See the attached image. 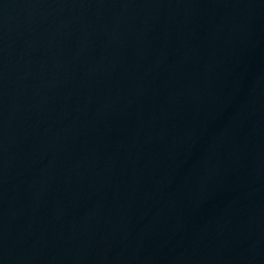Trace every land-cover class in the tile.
<instances>
[{
	"label": "water",
	"instance_id": "water-1",
	"mask_svg": "<svg viewBox=\"0 0 264 264\" xmlns=\"http://www.w3.org/2000/svg\"><path fill=\"white\" fill-rule=\"evenodd\" d=\"M264 69V0H0V213Z\"/></svg>",
	"mask_w": 264,
	"mask_h": 264
}]
</instances>
